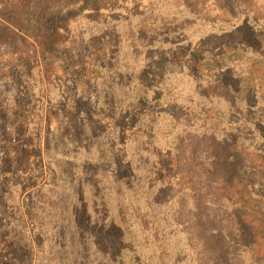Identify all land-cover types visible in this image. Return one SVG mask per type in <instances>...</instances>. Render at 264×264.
<instances>
[{
	"label": "rangeland",
	"instance_id": "rangeland-1",
	"mask_svg": "<svg viewBox=\"0 0 264 264\" xmlns=\"http://www.w3.org/2000/svg\"><path fill=\"white\" fill-rule=\"evenodd\" d=\"M156 3L0 0V264H128L130 216L204 264L175 159L208 136L264 177V0ZM252 227L219 264H264Z\"/></svg>",
	"mask_w": 264,
	"mask_h": 264
},
{
	"label": "trees",
	"instance_id": "trees-1",
	"mask_svg": "<svg viewBox=\"0 0 264 264\" xmlns=\"http://www.w3.org/2000/svg\"><path fill=\"white\" fill-rule=\"evenodd\" d=\"M156 1L159 13L174 14V0ZM165 87L167 93L164 100L172 104L171 92L168 90L170 88ZM141 97L146 96L142 94ZM255 132L264 139L261 131ZM195 142L197 154L181 156L182 161L180 158L175 159V163L191 184L187 191L192 194L193 202L188 214L193 216L196 222L192 225L190 235L196 239L200 250L198 256H206L204 264L206 261L209 264H219L220 256H217V250L221 253L229 251L232 237L241 233L252 234V231L248 232L251 226L255 232L260 229L264 233V208L260 207L262 202L259 201L255 205L252 203L253 199L259 200L264 196V177L250 162L231 161L229 154L224 152L226 145L221 142L208 136L196 138ZM249 176L256 178L253 189L245 184ZM119 224L126 230V245L121 257H124L128 264H165L164 243H158L153 238L154 246L141 249L142 243L151 240L150 233L145 232L147 226L143 222H135L130 216L129 220H120ZM140 232H145L144 239L139 240ZM248 241L251 246H255L257 242L253 235ZM260 255L264 256L262 253Z\"/></svg>",
	"mask_w": 264,
	"mask_h": 264
}]
</instances>
